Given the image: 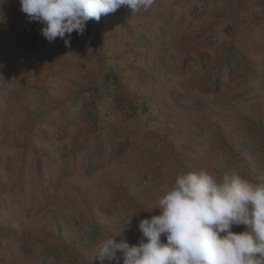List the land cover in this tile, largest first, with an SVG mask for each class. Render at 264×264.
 I'll use <instances>...</instances> for the list:
<instances>
[{
    "label": "crops",
    "instance_id": "1",
    "mask_svg": "<svg viewBox=\"0 0 264 264\" xmlns=\"http://www.w3.org/2000/svg\"><path fill=\"white\" fill-rule=\"evenodd\" d=\"M42 27L20 2L14 12L0 2V46ZM71 41L44 98L54 123L17 163L23 190L1 242L13 247L0 254L100 264V239H143L138 224L160 213L153 207L177 171L205 168L219 178L234 170L264 182V0H154L135 15L122 6ZM111 107L119 113L107 115Z\"/></svg>",
    "mask_w": 264,
    "mask_h": 264
},
{
    "label": "clouds",
    "instance_id": "2",
    "mask_svg": "<svg viewBox=\"0 0 264 264\" xmlns=\"http://www.w3.org/2000/svg\"><path fill=\"white\" fill-rule=\"evenodd\" d=\"M153 2L20 0V10L28 21L43 25L41 34L49 43L60 38L68 45L74 31L84 34L87 21L98 22L122 6L135 15L149 9ZM161 193L153 207L159 208L160 213L138 224L143 239L134 245L126 239L117 242L115 236L100 239L94 247L93 261L264 264V182L254 183L234 170L219 178L205 168L195 172L179 170ZM234 225L246 226L250 231L234 232Z\"/></svg>",
    "mask_w": 264,
    "mask_h": 264
},
{
    "label": "rangeland",
    "instance_id": "3",
    "mask_svg": "<svg viewBox=\"0 0 264 264\" xmlns=\"http://www.w3.org/2000/svg\"><path fill=\"white\" fill-rule=\"evenodd\" d=\"M0 2H7L8 8L11 6L14 12V6L20 0H0ZM40 33L41 29H31L25 32V36L23 35L22 43L19 38L15 45L0 46V249L6 248V252H8L7 248L13 247L12 244L10 246L1 244L4 239L10 238L6 229V224L9 223L6 212L17 211L15 195L23 190V185L19 183H23L24 177L21 182L16 179L17 163L22 156L29 157L35 153L36 148L32 143L37 138L46 140L41 131H44V128L47 130L48 125L54 123L50 119L51 112L46 109L49 101H44V98L50 97L48 83L51 81L49 80L54 79L55 75L61 73L65 67L61 52L73 43L70 40L66 45L64 40L57 38L50 47L43 48L40 46ZM54 64L60 66L58 71L53 70ZM78 64L79 62L76 66ZM44 106L46 108H43ZM65 155L63 151L60 153L61 157ZM28 183L31 184L32 181L29 180ZM139 183L142 185L143 182ZM11 199L12 206L8 205ZM9 254H0V264H40L41 256L46 259L51 258L50 264L59 263L49 254H35L30 258L23 254Z\"/></svg>",
    "mask_w": 264,
    "mask_h": 264
},
{
    "label": "built area",
    "instance_id": "4",
    "mask_svg": "<svg viewBox=\"0 0 264 264\" xmlns=\"http://www.w3.org/2000/svg\"><path fill=\"white\" fill-rule=\"evenodd\" d=\"M206 7H207V4H206V3H201V4L199 5V7H198L196 10H194V11L192 12V14H191V21H192V23H193L192 25H195V23H197V21H198L199 18H200V14H201L203 11L206 10ZM66 37H67V36H66ZM189 65H190V66H194V65H195V62H193V61L189 62ZM109 82H110V83H113V78H110ZM119 111H120V110H119L118 108H116V107H111V108H108L107 111H106L105 113H106L107 115H115V114L119 113ZM129 112H130V111H129ZM125 113H127V112H125ZM129 219H130V217L127 216V217L124 218V221H125V222H128ZM88 240H90V238L88 237V235H87L86 233L84 234V232H83V237H82V239H81V243H82V245H83V246H86L87 243H89ZM39 260H40V261H39L40 264H50L49 260L46 259V258L43 257V256L39 257ZM60 264H63V263H60Z\"/></svg>",
    "mask_w": 264,
    "mask_h": 264
}]
</instances>
